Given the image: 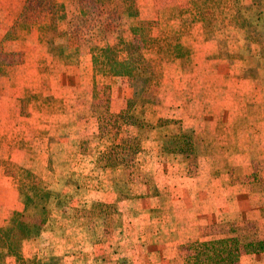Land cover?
Instances as JSON below:
<instances>
[{
	"label": "crops",
	"instance_id": "crops-1",
	"mask_svg": "<svg viewBox=\"0 0 264 264\" xmlns=\"http://www.w3.org/2000/svg\"><path fill=\"white\" fill-rule=\"evenodd\" d=\"M56 1L62 13L52 30L15 28L24 1L0 0V228L35 216L8 166L30 171L53 194L40 233L20 242L22 264L49 257L83 264L98 253L102 264H185V245L213 237L221 224L235 227L238 238L264 241V1L224 0L204 23L197 1L136 0L141 20L158 19L162 9L177 18L182 54L170 56L155 83L162 60L152 32L122 38L146 48L140 79L94 77L91 47L114 45L131 30L114 13L117 0ZM226 19L246 35L226 38ZM106 85L108 113L128 110L150 128L123 123L102 134ZM159 120L192 131L195 159L168 150L165 130L175 131ZM125 139L140 140L141 173L132 181L99 165ZM96 202L115 205L122 227L91 240L85 229ZM110 242L116 253L103 255ZM0 264L17 263L6 257ZM239 264H264V252L241 253Z\"/></svg>",
	"mask_w": 264,
	"mask_h": 264
},
{
	"label": "trees",
	"instance_id": "trees-1",
	"mask_svg": "<svg viewBox=\"0 0 264 264\" xmlns=\"http://www.w3.org/2000/svg\"><path fill=\"white\" fill-rule=\"evenodd\" d=\"M24 7L19 20L15 24V28L28 25L47 24L52 30L55 29V21L57 16L62 12V6L57 5L49 0H23ZM118 9L114 13L138 18V11L134 8V0H117ZM200 3L202 19L204 23L211 20L212 9L218 7L217 0H194ZM264 1V0H254ZM116 2V1H115ZM133 11V12H132ZM166 25H161L159 18L146 21L139 20L138 26L133 25L131 32L137 36L143 32L156 29V48L157 53L161 57L162 67H160L152 82H158L161 76L163 66L172 62L174 58L171 55H181L182 46L179 41L181 36L178 31H172ZM14 28V29H15ZM243 30V29H242ZM15 32H13L14 34ZM144 50V49H143ZM141 56H136V49L132 44L120 42L116 46L94 47L92 49V62L94 70L97 65H101L100 74H110L114 77H127L132 79H140L143 76ZM160 71V72H158ZM106 91L108 87L106 86ZM104 118L106 120L100 122V132L109 134L111 128L119 130L121 124H131L140 129H149L150 126L132 117L128 110L120 114L108 113L109 95L104 96ZM158 126L161 128L170 127L174 129V133L165 130V142L170 151H176L185 158L194 156L192 131L189 129H181L180 124L176 121L159 120ZM169 134V135H168ZM140 149V140L125 139L110 145L100 156L99 165L109 167L114 171L119 170L129 181L141 172L140 164L136 161V154ZM8 174L13 178L19 194L23 197L24 207L26 211L34 213L37 220L16 222L10 228H0V259L13 257L17 264H22L23 258L20 254V242L26 239L36 237L41 231V222L43 218L49 215V202L53 198V194L46 182L34 175L28 170L10 165L8 166ZM90 218L92 224L85 231L89 239L100 237L113 229L122 227V218L115 205H106L99 202L93 203ZM186 264H239V258L242 252L247 254H256L264 252V241L249 242L242 241L236 237H216L206 241H193L185 246ZM36 264H59V260L51 257L48 262H38Z\"/></svg>",
	"mask_w": 264,
	"mask_h": 264
},
{
	"label": "rangeland",
	"instance_id": "rangeland-1",
	"mask_svg": "<svg viewBox=\"0 0 264 264\" xmlns=\"http://www.w3.org/2000/svg\"><path fill=\"white\" fill-rule=\"evenodd\" d=\"M52 1H55L56 3H58L56 0H52ZM222 2H224V0H217V3L219 4V3H222ZM133 4H134V8H136V0H134V2H133ZM115 6H117V4H115ZM119 6V5H118ZM242 6V5H241ZM133 12V11H132ZM231 12V10L230 11H228V12H226V16L227 15H231L232 13H230ZM62 13V12H61ZM60 13V14H61ZM138 13L140 14L141 12H139L138 11ZM145 13V12H144ZM100 14H102V15H105V14H107V12H102V13H100ZM110 14V13H109ZM108 16H110L111 18H113L114 20L116 19V14H115V16H112V15H108ZM117 16H119V14H117ZM148 16V15H147ZM84 17V16H83ZM97 17V16H96ZM99 17V16H98ZM139 20H141V19H139L138 18V20H137V18L136 19H132V17H126L125 16V21L127 22V23H129L128 25V27H130V29H131V27H133V25H136V26H138V24H139ZM155 20V19H154ZM159 20H160V22L162 23V24H164V25H167V26H169V27H167V28H169L170 30H172V31H176L177 30V18H176V16H173V15H171L170 13H168V11H166V10H164V9H162V11H159ZM231 22V21H230ZM91 30H94L95 28L94 27H92V26H90L89 27ZM224 29L226 30V38H234V39H238V38H243L245 35H246V32L244 31V30H242V29H234L233 27H232V23L230 24L229 22H228V19H226V23H225V26H224ZM127 31V30H126ZM126 31H120L119 32V36H118V38L121 40V41H119V42H116L114 45H111V46H116V45H118L120 42H122V40L124 39V38H128L129 37V33H131V30L128 32H126ZM154 33L156 36H157V34H156V29L155 30H150V31H146V32H143L144 33V35H146V36H148L149 34H151L152 35V33ZM115 34H113L112 35V33L110 32L109 33V36H114ZM123 38V39H122ZM126 43H129V44H132L134 47H135V49H136V51H135V53H138V55L139 56H141V50H143V56H146V48L142 45V42L140 41V42H133V41H126ZM107 46V45H106ZM110 46V45H109ZM94 47H99L98 45H94V46H92L91 47V52H92V49L94 48ZM168 63H170V62H168ZM163 69H164V66H163ZM96 70L98 71V72H96L95 70H94V77H100V76H102L103 74H100V71H102V67H101V65H97V68H96ZM158 72H160V71H158ZM244 74V76L245 77H250V78H254V74H252V73H247V72H244L243 73ZM160 77H158L157 79H159ZM107 86V85H106ZM106 86H104V95H103V99H104V96L106 97V94H108L109 95V86H107L108 87V90L106 91V89L107 88H105ZM103 99H102V101H103ZM101 101V102H102ZM109 104V103H108ZM135 104H140V102L139 101H132L131 103H130V106H132V105H135ZM104 106V104H102V103H100V106L98 107V112H101L102 110H103V107ZM104 111V110H103ZM101 114H104V112H101ZM194 148V147H193ZM192 158H194L195 159V155L194 156H192V157H188L187 159H192ZM52 200V199H51ZM49 205H50V202H49ZM33 219H34V217L32 218V217H29V220L30 221H33ZM35 221L37 220V218L35 217V219H34ZM250 229H253L251 226L249 227ZM236 229H235V227H233L232 225H230V224H221V225H219V226H216V228H215V235H213V237H211V238H209V239H206V240H210V239H212V238H214V237H216V235H220L221 237H236V238H238L237 236H235V235H233V233H234V231H235ZM101 237V236H100ZM99 237H96L95 236V238L94 239H91V240H95V239H98ZM239 239H241L242 241H248L249 239H246V238H239ZM206 240H203V241H206ZM253 240H254V238H253ZM198 241V240H197ZM191 242H193V241H191ZM249 242H254V241H249ZM257 242H259V241H257ZM189 243V242H188ZM109 246H107L106 244L104 245V246H106V247H104V249L102 250V252H103V255H109V254H112V253H116V251H117V245H116V243H111L110 242V244H108ZM186 246V245H185ZM185 248V247H184ZM242 253H245V252H242ZM185 254H186V250H185ZM56 258V257H55ZM49 259H50V257L47 259V261H44V262H48L49 261ZM58 260H59V258H57ZM2 261V259H0V262ZM186 261H187V259H186V257H185V264H186ZM104 262H106V258L105 257H103V256H101V254L100 253H98L96 256L95 255H92V254H90L89 256H88V259L86 258V261L83 263V264H102V263H104ZM36 263H38V262H36ZM36 263H34V264H36ZM59 264H60V261H59Z\"/></svg>",
	"mask_w": 264,
	"mask_h": 264
}]
</instances>
